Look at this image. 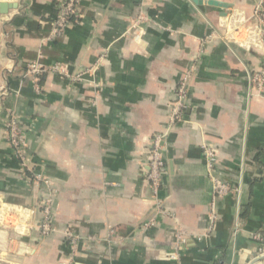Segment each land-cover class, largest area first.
Here are the masks:
<instances>
[{"label":"crops","instance_id":"1","mask_svg":"<svg viewBox=\"0 0 264 264\" xmlns=\"http://www.w3.org/2000/svg\"><path fill=\"white\" fill-rule=\"evenodd\" d=\"M218 1L229 9L81 0L80 23L56 40L58 0H19L0 15V209L7 211L0 264H264L255 259V235L264 233V86L251 80L264 68V39L247 36L259 0ZM231 12L245 33L234 42L212 37L224 33L219 25ZM37 60L64 73L48 71L39 85L25 76ZM188 72L184 120L171 128ZM12 115L27 128L34 170L49 184H36L15 159L6 129ZM162 131L158 204L146 173L149 142ZM207 150L217 158L214 177ZM215 177L240 194L219 198L213 210ZM47 200L51 236L38 228ZM15 208L31 212L9 216ZM67 229L80 238L76 251Z\"/></svg>","mask_w":264,"mask_h":264},{"label":"built area","instance_id":"2","mask_svg":"<svg viewBox=\"0 0 264 264\" xmlns=\"http://www.w3.org/2000/svg\"><path fill=\"white\" fill-rule=\"evenodd\" d=\"M19 2V0H0V3H15ZM81 0H58L56 5V18L54 20V28L52 30L51 39H60L63 37L66 29L71 24H78L81 21L82 13L80 9ZM255 25L252 26L250 29L247 30L248 38L252 39L253 37H257L258 40L264 39V0H259L257 5L255 6L253 15L251 17ZM242 20V19H241ZM146 21V16L142 12L138 18L135 20L133 25L134 31V40L136 42H140L142 35L144 33V24ZM244 22V20H242ZM238 19L237 12H231L230 18L226 22H222L219 27L224 30V33L219 34L218 32L214 31L212 33V37H220L224 41L227 42H234L235 36L243 33V24H241ZM252 33H255L252 34ZM259 34V35H258ZM251 41V40H250ZM247 40L246 43L250 42ZM257 41V40H256ZM48 71L62 74L64 70L60 64L54 65L51 68L47 69L42 62L39 60L34 61L28 64L25 76L33 79L36 82H39L40 76ZM191 72H188L185 78L181 81L179 87L177 88L178 93L176 95L175 103L172 107V116L170 118L171 125L174 126L178 122L183 119V112L186 108V101H187V82L189 79V75ZM80 76H76L78 79ZM253 85L256 87L262 88L264 86V68L258 72H255L252 76ZM9 142L11 148L13 150V155L19 165L26 171L31 173V179L36 184H49V181L41 173L35 172V166L31 162V156L29 154V142L28 136L26 133L27 128L25 125L20 121L15 115H12L6 125ZM167 134H158V137L155 136V139L152 141L150 146V157H149V164L148 170L146 173L147 182L151 185L153 190L154 199L158 204H161V200L159 198L160 191L163 188V182L166 175V163L165 159L162 155V146L163 141L166 138ZM207 158L209 164V172L214 177L215 166L217 163L216 155L207 150ZM214 189H213V210L215 206V202L222 198L223 196L227 195L230 192H234L236 194H240V190L231 186L229 184L221 182L217 177L213 180ZM41 206L44 209L45 217L39 223V231L43 236H51L55 234V226H54V217L51 208V202L49 200L46 203H42ZM31 209H24V208H15L11 209L9 212V216L19 215L23 216L27 214V212H31ZM7 213V211L3 208L0 209V218ZM239 221V220H238ZM7 227L6 225H3ZM240 228V222H237L235 225V230L237 231ZM64 236L66 242L69 243L70 247L76 251L79 243L80 238L71 230L67 229L64 232ZM255 239L258 243L257 254L255 259H259L264 257V233H259L255 235ZM181 242L185 243V238L182 236L180 237ZM171 260H177L178 255L177 253H172L170 255Z\"/></svg>","mask_w":264,"mask_h":264},{"label":"water","instance_id":"3","mask_svg":"<svg viewBox=\"0 0 264 264\" xmlns=\"http://www.w3.org/2000/svg\"><path fill=\"white\" fill-rule=\"evenodd\" d=\"M194 4L197 6L208 5L211 7L222 8L224 10L229 9V4L222 3L218 0H194ZM16 8H17V4L0 3V15H5L10 10H13Z\"/></svg>","mask_w":264,"mask_h":264},{"label":"rangeland","instance_id":"4","mask_svg":"<svg viewBox=\"0 0 264 264\" xmlns=\"http://www.w3.org/2000/svg\"><path fill=\"white\" fill-rule=\"evenodd\" d=\"M186 91H187V99H188L189 89L187 88ZM177 93H178V90H177ZM176 95H177V94H176ZM174 103H175V102H174ZM174 103L172 104V107H173ZM171 113H172V109H171ZM170 118H171V117H170ZM183 120H184V118H183L180 122H183ZM178 123H179V122H178ZM174 126H175V125H174ZM174 126H173V127H174ZM169 127L172 128L171 120H169ZM164 133H166L167 136H168V131H162V132H159V133L155 134V135L153 136V138L150 140V142H149V147H148V150H149V157H150V146H151L152 141L155 139V136L158 137V134H164ZM167 136H166V138L164 139V141H163V146H162V155H163V157H164V152H163V151H164V143H165V141H166V139H167Z\"/></svg>","mask_w":264,"mask_h":264},{"label":"trees","instance_id":"5","mask_svg":"<svg viewBox=\"0 0 264 264\" xmlns=\"http://www.w3.org/2000/svg\"><path fill=\"white\" fill-rule=\"evenodd\" d=\"M57 11V10H56ZM41 76H43V74L41 75ZM42 83V80H39V85Z\"/></svg>","mask_w":264,"mask_h":264}]
</instances>
